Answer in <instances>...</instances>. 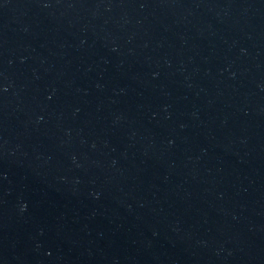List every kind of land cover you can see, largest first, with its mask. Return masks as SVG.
Returning <instances> with one entry per match:
<instances>
[{
	"label": "water",
	"instance_id": "water-1",
	"mask_svg": "<svg viewBox=\"0 0 264 264\" xmlns=\"http://www.w3.org/2000/svg\"><path fill=\"white\" fill-rule=\"evenodd\" d=\"M0 264H264V0H0Z\"/></svg>",
	"mask_w": 264,
	"mask_h": 264
}]
</instances>
